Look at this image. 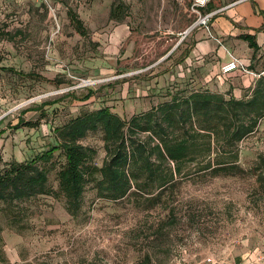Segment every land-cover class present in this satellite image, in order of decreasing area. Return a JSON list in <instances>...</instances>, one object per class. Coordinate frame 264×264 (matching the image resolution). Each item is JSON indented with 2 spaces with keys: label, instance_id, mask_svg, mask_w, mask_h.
<instances>
[{
  "label": "rangeland",
  "instance_id": "rangeland-1",
  "mask_svg": "<svg viewBox=\"0 0 264 264\" xmlns=\"http://www.w3.org/2000/svg\"><path fill=\"white\" fill-rule=\"evenodd\" d=\"M115 1L0 0V172L55 144L54 129L82 110L109 107L129 120L177 90L228 88L233 78H209V60L178 64L194 32L205 28H192L200 19L194 0H120L124 18L112 20ZM88 91V101L78 100ZM82 144L96 151L91 163L100 167L101 132ZM263 157L264 119L241 143L239 168L230 173L193 174L162 195L116 202L98 196L94 174L77 216L61 193L3 204L0 264H264ZM58 171L57 164L49 174L53 191Z\"/></svg>",
  "mask_w": 264,
  "mask_h": 264
},
{
  "label": "trees",
  "instance_id": "trees-1",
  "mask_svg": "<svg viewBox=\"0 0 264 264\" xmlns=\"http://www.w3.org/2000/svg\"><path fill=\"white\" fill-rule=\"evenodd\" d=\"M206 8L212 9L210 3ZM126 9L123 2L115 1L110 18L122 20ZM69 17L77 33L86 36L88 29L78 15L70 11ZM241 38L255 52L259 50L254 35ZM184 56L178 64L186 60ZM92 96L93 92L88 91L78 100L86 102ZM262 119L264 74L241 99L230 91L215 92L206 87L188 92L177 90L170 101L129 120L109 107L82 110L54 129L56 143L47 150L30 160H13L5 165L0 172V206L61 193L68 213L77 216L94 174L100 176L95 183L98 196L116 202L131 194L162 195L168 187L193 174L230 173L239 168L241 143L257 131ZM96 132H101L106 152L100 167L91 163L96 151L82 144L90 133ZM60 157L64 164L58 163ZM260 161L264 165V157ZM57 164L58 190L53 191L49 174ZM258 168L264 173L262 166Z\"/></svg>",
  "mask_w": 264,
  "mask_h": 264
},
{
  "label": "crops",
  "instance_id": "crops-1",
  "mask_svg": "<svg viewBox=\"0 0 264 264\" xmlns=\"http://www.w3.org/2000/svg\"><path fill=\"white\" fill-rule=\"evenodd\" d=\"M210 7L212 9L208 12L215 13L210 31L199 27L192 35L191 46L181 57L185 55V66L194 63L200 66L211 61L206 67L211 69L209 78L218 75L220 79L233 78L228 88H222V93L230 91L234 97L241 99L260 76L234 72L223 77L221 68L234 56L249 66L253 73L264 74V0H217L212 1ZM245 34L255 36L259 50L255 52L241 38ZM208 88L212 90L211 85Z\"/></svg>",
  "mask_w": 264,
  "mask_h": 264
},
{
  "label": "built area",
  "instance_id": "built-area-1",
  "mask_svg": "<svg viewBox=\"0 0 264 264\" xmlns=\"http://www.w3.org/2000/svg\"><path fill=\"white\" fill-rule=\"evenodd\" d=\"M210 2H211V0H194L193 11L195 13L199 14L200 19H198V21L196 22V24H194V26L192 28H195L198 25H202L205 28L209 29V27H208L209 20L211 18H213V15L215 13L214 12H207L204 15H202L200 11H203V9H205ZM190 30H192V29H190ZM190 30H188V31H190ZM234 72H240L241 74L254 75V77L260 76V75L253 73L249 69V66L245 65L240 59L232 56L231 60L222 66L221 73H222V76L224 77V76L230 75ZM204 262H206L207 264H215V262L211 258L204 260Z\"/></svg>",
  "mask_w": 264,
  "mask_h": 264
}]
</instances>
